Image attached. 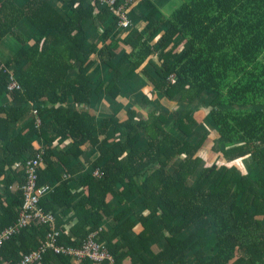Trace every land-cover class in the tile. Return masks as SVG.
Instances as JSON below:
<instances>
[{
	"label": "trees",
	"instance_id": "obj_1",
	"mask_svg": "<svg viewBox=\"0 0 264 264\" xmlns=\"http://www.w3.org/2000/svg\"><path fill=\"white\" fill-rule=\"evenodd\" d=\"M177 3L166 15L152 6L137 21L133 0L131 25L118 29L96 0H67V17L47 0H0V97L7 93L11 103L0 106V233L17 221L25 161L42 155L37 186L49 184L58 177L55 162L64 168L87 145L81 191L72 195L60 182L39 205L53 214L59 244L79 247L95 233L112 258L46 252L32 264H264V177L248 176L264 166V0ZM23 19L37 35L19 31ZM89 20L100 33L99 51L85 43ZM146 61L157 78L142 68ZM100 63L105 81H95ZM127 64L166 99L191 106L178 123L185 139L164 130L160 108L140 115L132 106L121 120L92 109L119 98ZM11 77L18 87L8 91ZM198 101L208 102L193 108ZM34 103L35 118L14 136ZM204 120L213 125L210 135L190 142L191 128ZM213 140L222 147L208 149ZM50 230L30 220L1 244L0 264L18 263Z\"/></svg>",
	"mask_w": 264,
	"mask_h": 264
},
{
	"label": "built area",
	"instance_id": "obj_2",
	"mask_svg": "<svg viewBox=\"0 0 264 264\" xmlns=\"http://www.w3.org/2000/svg\"><path fill=\"white\" fill-rule=\"evenodd\" d=\"M97 5H105L109 8L111 14L115 17L117 28L125 29L131 25V21L127 16L129 6L133 0H96ZM7 85V90L11 91L18 87L14 78H10ZM42 151L40 152V154ZM20 164V163H17ZM43 164V158L37 156L34 159L25 161L24 175L25 183L18 186L17 189L21 191L23 203L18 213L17 221L13 226L8 227L0 233V246L13 234H16L20 229L24 228L30 220H37L39 223L46 225L51 230L45 235L44 242L35 250L26 254L16 264H32L40 261L42 255L46 252H51L54 255H68L69 257L79 260L102 261L108 260L112 262L105 247L98 244L95 238V233L90 234L79 247L65 246L57 242L59 231L54 230V216L52 213L43 212L39 202L45 195L51 193L54 189L53 185L43 184L37 186L38 172ZM94 175L98 176V172L94 171Z\"/></svg>",
	"mask_w": 264,
	"mask_h": 264
},
{
	"label": "rangeland",
	"instance_id": "obj_3",
	"mask_svg": "<svg viewBox=\"0 0 264 264\" xmlns=\"http://www.w3.org/2000/svg\"><path fill=\"white\" fill-rule=\"evenodd\" d=\"M179 3V2H178ZM178 3H176L178 5ZM26 28V27H25ZM27 29V28H26ZM25 29V30H26ZM29 31V29H27ZM26 30V31H27ZM139 30H142V27L139 28ZM151 58V57H150ZM142 68H144L152 77L157 78L156 71L151 64V62L146 61ZM131 69V66L127 64V67L123 68V72L125 75V82L123 84L118 83V85L123 89L122 94L119 96V98L114 102H108L104 101L102 104H93L92 109L97 112H101L98 114V116H111L118 120H121L124 118L123 112L125 109H129L132 106H135L138 109V113L141 115V113L146 114L152 111L154 108H160L167 114V122L163 124L164 130L166 129L168 132L173 133L175 135H180L182 139H185V135L179 131L178 129V123L182 120H184L183 112L185 111H191L190 108H188V105L186 103H178L177 100H168L166 99L162 94L156 92L151 85V83L147 80V77L144 76L140 70L138 69ZM126 70V71H124ZM136 70L134 75H131V71ZM106 69H103L102 64H99V67H97L94 71L95 75V81L98 80H106L109 77L106 75L107 73ZM96 83V82H95ZM132 86H131V85ZM153 91L156 92V94H153ZM143 97H145L148 100V104L144 101ZM206 103H196L194 102L192 105L193 108L206 106ZM196 103V104H195ZM195 104V105H194ZM100 119V118H99ZM213 125L208 121L204 120L200 125H194L191 128V135L187 137V139L194 143L198 141L204 134L207 133V135L211 132ZM210 135V134H209ZM215 140V139H214ZM208 145V149L215 151L216 148L220 149L222 147V144H220L221 141H214ZM144 140L140 142V144H143ZM248 176L250 178L255 177H264V166H257L251 169V171L248 172ZM195 178L189 179V185H192Z\"/></svg>",
	"mask_w": 264,
	"mask_h": 264
},
{
	"label": "crops",
	"instance_id": "obj_4",
	"mask_svg": "<svg viewBox=\"0 0 264 264\" xmlns=\"http://www.w3.org/2000/svg\"><path fill=\"white\" fill-rule=\"evenodd\" d=\"M24 1L26 0H14L15 4L17 6H21ZM164 0H135V4L133 6V15L135 17V19L137 21H139L141 19V17L150 10V8L152 6H155L159 9L158 13H162L164 15H166L173 6L176 5L177 0H169L166 2H163ZM47 2L52 5L57 11L60 12V14L64 17H67L68 15V9H67V0H47ZM144 24L141 23L140 27H143ZM29 29L30 34H25L24 32H26V28ZM32 27V26H31ZM30 25L26 22L25 19L22 20V22H20L18 29L20 32H22L23 34H25L26 36H32V35H37V32L33 29V27L31 28ZM26 29V30H25ZM33 29V30H32ZM28 31V30H27ZM84 31H85V43L89 44V45H94L95 47H97V50L99 51V49L101 48V42H100V33L99 31L96 29L95 25L92 23L91 20H89L87 23L84 24ZM96 54H94V56H96ZM90 57H92V54L89 55ZM76 73V68H74V73L72 74V78L74 77ZM94 86V84H93ZM154 94V92H153ZM8 94L5 93L4 95H2L0 97V106L3 107L5 110L8 109V107L10 106V101L9 98L7 97ZM35 105H37V103L34 104H29L28 106V110L25 112V114L22 116V118L19 120L18 124L14 127V136L17 134V132L19 131V129L27 122L29 121L31 118H35ZM68 106L71 109H78L79 106L72 103V101L70 100L68 102ZM60 148H56L54 149V154L57 153V151H59ZM82 154L77 158H73L71 155L67 157V163L65 165L64 168H61L56 162L53 165V167H55V169L58 172V177L55 179H52L51 182H47L51 185H53V187L55 188L60 182H67L68 183V187L70 188V192L73 194H76L78 191H81V189L77 186L78 182H79V177L86 171V159L88 157H90V155L92 154V150L91 147L89 146H83L82 147ZM4 152L2 149V146L0 144V160H2L4 157ZM85 160V161H84ZM84 165H83V164ZM93 175H94V171H93ZM96 176V175H94ZM0 180L4 181L3 177H0ZM57 180V181H55ZM83 194V193H82ZM122 198H124V200L126 202H128V200H130L128 195H124L121 196ZM117 199V198H116ZM116 199L112 200L111 206H113L115 208V201ZM137 200V199H136ZM138 201V200H137ZM64 210L60 209V212H62ZM101 224L98 223V227ZM262 228H264V223L262 224ZM93 234V233H92ZM213 246V244L210 242L208 244V246L206 247V250H211V247ZM209 258V256H206V260ZM192 260L190 261L191 264Z\"/></svg>",
	"mask_w": 264,
	"mask_h": 264
}]
</instances>
